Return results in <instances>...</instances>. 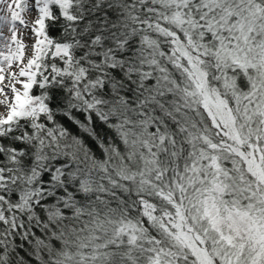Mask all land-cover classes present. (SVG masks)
Here are the masks:
<instances>
[{
  "label": "snow or ice",
  "instance_id": "1",
  "mask_svg": "<svg viewBox=\"0 0 264 264\" xmlns=\"http://www.w3.org/2000/svg\"><path fill=\"white\" fill-rule=\"evenodd\" d=\"M0 11V264H264V0Z\"/></svg>",
  "mask_w": 264,
  "mask_h": 264
},
{
  "label": "rangeland",
  "instance_id": "2",
  "mask_svg": "<svg viewBox=\"0 0 264 264\" xmlns=\"http://www.w3.org/2000/svg\"><path fill=\"white\" fill-rule=\"evenodd\" d=\"M0 15H7L6 11H0ZM5 31L7 32V29H5Z\"/></svg>",
  "mask_w": 264,
  "mask_h": 264
},
{
  "label": "bare ground",
  "instance_id": "3",
  "mask_svg": "<svg viewBox=\"0 0 264 264\" xmlns=\"http://www.w3.org/2000/svg\"><path fill=\"white\" fill-rule=\"evenodd\" d=\"M25 18L27 19L28 17H27V16H25Z\"/></svg>",
  "mask_w": 264,
  "mask_h": 264
}]
</instances>
